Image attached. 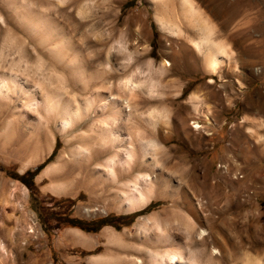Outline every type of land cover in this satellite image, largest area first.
Instances as JSON below:
<instances>
[{"label": "rangeland", "instance_id": "obj_1", "mask_svg": "<svg viewBox=\"0 0 264 264\" xmlns=\"http://www.w3.org/2000/svg\"><path fill=\"white\" fill-rule=\"evenodd\" d=\"M184 1L84 0L82 9L74 10L73 0H66L53 6L87 51L97 49V40H109L107 46L115 50L127 45L143 52L126 67L125 54L117 50L116 79L133 75L150 93L156 81L159 95L146 97L147 107L167 109L159 123L163 147L157 167L149 171L156 194L130 212L121 200L99 198L85 180L67 191L57 189L69 170L78 171L73 137L92 117L83 116L65 133L59 124L39 122L38 112L21 109V100L17 109L0 102V243L5 247L0 245V264H101L97 258L106 253L108 264H128L125 246L137 247L135 255L151 264L146 250L162 251L165 244L144 243L138 223L154 213L200 264H264V0H189V11ZM204 32H212L215 43L228 51L214 74L195 45ZM5 39L0 35V51L13 55ZM186 49L194 67L180 71ZM27 53L35 63V54ZM167 60L173 66L164 67ZM103 63L102 57L93 66L100 69ZM138 66L145 75L136 72ZM29 74L47 86L56 79L36 69ZM133 92L131 99L138 100ZM63 152L65 167L44 175ZM86 208L97 210L88 214ZM106 229L115 232L114 243L103 235ZM76 232L92 240L83 242Z\"/></svg>", "mask_w": 264, "mask_h": 264}, {"label": "bare ground", "instance_id": "obj_2", "mask_svg": "<svg viewBox=\"0 0 264 264\" xmlns=\"http://www.w3.org/2000/svg\"><path fill=\"white\" fill-rule=\"evenodd\" d=\"M40 1L45 3L43 7H39L34 0H0V35H5V41H9L8 46L15 50L13 55L0 51V102L17 109L20 107L17 103L21 100V109L38 112L39 122L59 124L60 130L65 133L69 127L77 125L83 116H91L92 121L88 128L73 137V140L78 142L76 152L73 153V157L79 162L78 171L69 170L65 184L57 189L67 191L75 185L80 186L81 181L85 180L86 185L100 195L99 198L107 195L112 197L110 201L121 200L130 212L142 209L156 194V180L149 171L157 167V154L161 151L165 139L159 123L160 119L163 120L162 118H167L168 115L164 106L147 107L146 97L159 95L158 92L155 93L157 82L151 83L150 89L153 93H150L142 83L133 81V75L117 80V73L121 70L115 61L118 49L108 47L109 40H105L108 43H99L97 40V49L87 51L81 39L76 38L73 30L52 9L54 5L59 6L66 0ZM72 4V9L81 10L84 0H73ZM184 5L188 11L192 10L189 0H185ZM204 33L201 40H195V45L199 51L205 52L208 72L214 74L225 62L221 56L227 55L228 51L224 45L215 43L212 32ZM16 40L21 42L16 45ZM102 40L104 41V38ZM120 48L118 51L121 50L125 54L122 57L126 56L127 59L126 67L135 55L143 58V52L132 51L127 45ZM27 50L35 54V63L29 61ZM185 56L186 60L184 65H180H183L179 68L180 71L194 67L187 49ZM102 57V68L96 69L93 66L94 60ZM9 59L11 62L5 63ZM179 63H182L181 60ZM168 65L173 66V63L167 60L164 67ZM31 69L44 71L48 74L46 79L53 76H56V79L49 80L48 86L41 82L34 83L29 74ZM136 72L145 75L141 66L137 67ZM133 91L139 94L138 100L131 99L132 93H135ZM9 127L10 121L5 126L4 133ZM67 144L72 145L71 140H68ZM66 157L67 153H61L58 160L47 167L44 175L62 170L68 162ZM95 210L97 209H85L88 214ZM159 218L160 214L154 213L141 218L138 223L141 234L144 235V243L155 246L165 244L162 251L146 250V244L141 247V250L144 249L142 252L147 251L150 263L200 264L195 260V252L189 246H182L176 240L174 232L160 225ZM205 232L206 229H203L200 235L203 236ZM76 235L83 242L92 240L91 236L82 232H76ZM103 235L108 241L115 242L113 230L106 229ZM120 235L118 234V237ZM0 245L5 250L4 244ZM125 249L128 255L130 254V257L126 256V259L129 257L128 264H144L146 260L135 255L140 251L137 247L125 246ZM97 260L101 264H108V254L101 255Z\"/></svg>", "mask_w": 264, "mask_h": 264}, {"label": "trees", "instance_id": "obj_3", "mask_svg": "<svg viewBox=\"0 0 264 264\" xmlns=\"http://www.w3.org/2000/svg\"><path fill=\"white\" fill-rule=\"evenodd\" d=\"M43 167H44V164L39 166V167H37L36 171L34 173L37 174Z\"/></svg>", "mask_w": 264, "mask_h": 264}]
</instances>
